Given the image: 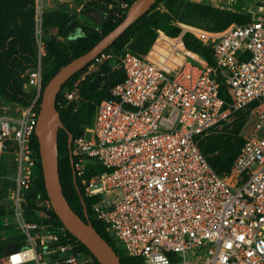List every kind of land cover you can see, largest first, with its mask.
Here are the masks:
<instances>
[{
	"label": "built area",
	"instance_id": "built-area-1",
	"mask_svg": "<svg viewBox=\"0 0 264 264\" xmlns=\"http://www.w3.org/2000/svg\"><path fill=\"white\" fill-rule=\"evenodd\" d=\"M74 1L72 13L81 15L92 4L113 21L130 6L129 0ZM43 5L37 2V15ZM37 26L41 31L42 19ZM202 41L215 66L196 52L173 60L170 68L152 59L150 50L122 52L123 79L110 97L95 103L88 128L70 140L76 179L92 199L88 217L101 222L117 253L139 264H264V0L255 18L208 31ZM38 55L25 70L33 88L29 102H16L15 112L0 115V160L9 156L15 167L13 196L19 203L40 175L34 139L45 85L41 57L47 46L41 36ZM216 68L229 100L220 95ZM80 88L79 80L65 86L59 107L80 105ZM248 108L254 127L220 173L200 141L232 112ZM89 165L101 171L86 175ZM46 205L53 209L50 200ZM73 236L64 224L44 229L4 262L96 264Z\"/></svg>",
	"mask_w": 264,
	"mask_h": 264
},
{
	"label": "rangeland",
	"instance_id": "rangeland-1",
	"mask_svg": "<svg viewBox=\"0 0 264 264\" xmlns=\"http://www.w3.org/2000/svg\"><path fill=\"white\" fill-rule=\"evenodd\" d=\"M79 0L74 1V3ZM39 0H0V34L9 37L13 33L21 34L38 55V37L45 39L47 55L41 57V66L46 75L58 65L55 58H49V49L54 43L62 42L72 54L82 45L81 37L69 39L70 33H75L77 26H84L88 31L93 28L102 31V23L112 20V16L104 13L92 4H86L83 14L72 13L70 0H42L43 13L37 15ZM115 3L114 0H108ZM261 0H160L145 16L141 17L119 40L118 45L107 47L99 58L83 68L74 80L84 81L96 90L109 91L122 77L119 67L121 53L126 50L147 52L161 66L170 68L173 60L184 58L188 49L183 42V35L191 33L195 37H203L208 31L217 32L218 27L230 20L243 22V17L249 12L256 14ZM160 11L164 19L178 26L177 35H169L164 30L147 24L146 19ZM41 17V18H40ZM42 19V30L38 31L37 21ZM211 37L208 38V40ZM10 72L5 65L4 56L0 53V84L4 86ZM73 80V81H74ZM18 86L31 94L27 73L18 79ZM85 99L81 102L83 103ZM16 100L0 93V115L16 111ZM81 106L71 102L64 110L67 121L72 122L76 110ZM89 120L76 126L77 132L85 131ZM255 114L251 108L232 112L229 117L214 125L200 141L201 149L209 158L221 154L225 141L237 143L244 135L252 131ZM241 124L240 128L238 126ZM220 137V142L214 140ZM211 149L205 151L204 149ZM15 167L9 156L0 160V264H6L4 259L13 249L27 245L30 236H37L44 229H49L47 212L50 210L47 199L42 191L40 177L26 193L25 200L19 203L13 196L15 187ZM122 249V243H120ZM118 254L120 251L118 250ZM121 256V254H120Z\"/></svg>",
	"mask_w": 264,
	"mask_h": 264
},
{
	"label": "trees",
	"instance_id": "trees-1",
	"mask_svg": "<svg viewBox=\"0 0 264 264\" xmlns=\"http://www.w3.org/2000/svg\"><path fill=\"white\" fill-rule=\"evenodd\" d=\"M133 0H129L130 4ZM160 0H157L159 2ZM153 4V6L155 5ZM152 6V7H153ZM151 7V8H152ZM148 12V11H147ZM146 12V13H147ZM143 14L141 17L146 15ZM126 11L123 12L122 16L119 17L116 21H113L110 19L108 22H103L102 25V31L99 33L93 28H90L91 30L88 31L86 27L80 26V28L83 30L85 35L81 37L82 45L77 48L76 51H74L72 54H68V47H66L65 44L62 42L54 43L53 46L49 49L48 57L49 58H55L56 61H58V65L54 67L51 71H49L46 75H44V84L49 80V78L64 64H66L68 61H70L72 58L78 56L79 54L87 51L89 48H91L103 35H105L107 32H109L112 28H114L125 16ZM256 14L249 12L246 14V16L243 17V22L238 23H244L247 22L253 18H255ZM140 17V18H141ZM139 18V19H140ZM138 19V20H139ZM136 20L121 36H119L111 45H118L119 40L123 38L124 34L138 21ZM236 22V21H235ZM234 20L227 21L225 23H222L218 27V30H224L232 23H235ZM146 23L153 25L157 28H160L164 30L169 35H177L179 32L178 26H175L171 22H168L164 19L162 13L160 11H157L153 14H151L147 19ZM183 42L185 46L188 49V53L186 56H190L192 54L196 55L194 52L199 53L206 57L212 65L215 66V61L213 59V55L211 53V48L208 44H204L202 41V37H195L193 34L185 33L183 35ZM209 43L212 42V39L210 38L208 40ZM110 45V46H111ZM194 51V52H192ZM135 52V51H134ZM0 53L4 56L5 65L8 68L10 72V77L7 79L6 83L3 85L0 84V93L2 95H8L9 98H12L16 100L17 102L27 103L30 100V94L26 91L22 90L18 86V79L19 77L25 72V70L28 67L33 66L37 62V54L36 51L31 47L28 46L27 41L21 34L13 33L8 38L3 37L0 34ZM140 53V52H136ZM146 52H143L141 54H144ZM100 55V54H99ZM98 55V56H99ZM92 61H90L88 64H86L83 68L87 67ZM83 68L81 70H83ZM78 72L74 73L63 85L60 90V92L57 95L56 104L58 109L60 110L61 118L63 122L65 123V128H60L58 132V149H59V171H60V179L63 185V191L68 199V201L71 203L73 209L79 213L80 215L84 214L85 207L87 208L88 212H90L91 209V201L92 199L88 197L86 194H84L83 190L81 189L80 180L77 179V184L79 186V189L77 188L74 180V174H73V165H72V159H71V153H70V143H69V135L71 134L72 138H75L78 136L81 132H77L76 126L81 122L90 121L91 116L94 112L95 103L101 100L105 97H110L111 92L109 91H101L96 90L93 87L90 86V83L87 81L83 82V85L81 86V94L83 98L85 99L83 103H81V106L76 110V112L73 115L72 122L67 121V119L64 116V110L67 109V107L61 108L59 107V101L63 98V89L65 86L70 85L73 80L75 79V76L80 73ZM122 70V69H121ZM216 75L220 79V95L225 97L227 100H229V97L227 96L225 86L222 82L221 76L219 74L218 69L216 68ZM124 77V71L122 70V77L118 80L120 81ZM117 81V82H118ZM116 82V83H117ZM115 83V84H116ZM29 84V82H28ZM29 87L31 85L29 84ZM241 124L238 126V129L240 128ZM214 140L220 142V137L216 136ZM243 139L239 140L237 143H234L230 140L225 141L223 147H221V154L214 158H208L211 165L220 173H223L228 170L230 164L236 157L239 148L242 144ZM34 147L39 154V144L37 136L34 139ZM201 147V145H200ZM206 152L211 149H204ZM101 171V168L99 166L95 165H89L85 169L86 175H91L95 171ZM39 179L42 186V191L44 196L49 199L47 195V191L44 184V178L42 173L41 164L39 167ZM83 197V198H82ZM83 199V200H82ZM47 217L49 218V226L51 228H54L58 225H63L62 221L59 219L57 214L53 209L48 210ZM91 221L95 228L109 241V243L113 246V248L117 251V245L114 241L110 239V237L106 234L104 231V228L100 221L91 218ZM75 239H77L75 236H73ZM122 264H139V260L132 258V257H124L121 256ZM96 264H100L99 261L96 259Z\"/></svg>",
	"mask_w": 264,
	"mask_h": 264
},
{
	"label": "water",
	"instance_id": "water-1",
	"mask_svg": "<svg viewBox=\"0 0 264 264\" xmlns=\"http://www.w3.org/2000/svg\"><path fill=\"white\" fill-rule=\"evenodd\" d=\"M156 1L133 0L123 19L103 35L91 48L61 66L45 83L42 91L40 111L36 124V136L39 144L40 164L47 195L53 210L62 223L88 247L100 264H122V261L120 255L109 241L95 228L91 219L88 217L86 207L83 215L77 213L63 191L59 171L57 138L59 129L65 128V123L61 118L60 110L56 104L57 95L62 85L74 73L81 70L86 64L109 47L136 20L150 10ZM71 137L70 134L69 143ZM73 174L75 184L79 189L74 168Z\"/></svg>",
	"mask_w": 264,
	"mask_h": 264
},
{
	"label": "clouds",
	"instance_id": "clouds-1",
	"mask_svg": "<svg viewBox=\"0 0 264 264\" xmlns=\"http://www.w3.org/2000/svg\"><path fill=\"white\" fill-rule=\"evenodd\" d=\"M85 35V33L83 32V30L77 26L75 29V33H70L69 34V39H75L76 37H83ZM13 259H18L17 257H13Z\"/></svg>",
	"mask_w": 264,
	"mask_h": 264
},
{
	"label": "crops",
	"instance_id": "crops-1",
	"mask_svg": "<svg viewBox=\"0 0 264 264\" xmlns=\"http://www.w3.org/2000/svg\"><path fill=\"white\" fill-rule=\"evenodd\" d=\"M194 52V51H193Z\"/></svg>",
	"mask_w": 264,
	"mask_h": 264
}]
</instances>
